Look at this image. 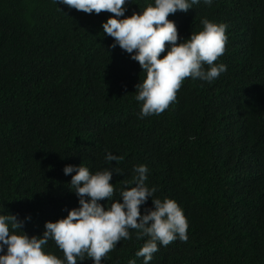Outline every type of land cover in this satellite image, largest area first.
<instances>
[{"label": "trees", "instance_id": "obj_1", "mask_svg": "<svg viewBox=\"0 0 264 264\" xmlns=\"http://www.w3.org/2000/svg\"><path fill=\"white\" fill-rule=\"evenodd\" d=\"M153 3L129 0L125 15ZM112 15L53 0H0V214L23 221L30 237L43 235L46 222L80 206L70 185L76 173L65 175L67 165L83 164L93 174L122 173H113V197L100 201L107 208L122 202L120 191L134 186V167L144 164L147 186L157 189L153 198L177 201L189 223L187 241L158 245L150 264H264V152L258 149L264 146V104L250 108L255 121L235 130L237 160L227 169L215 170L213 162L200 166L204 172L180 165L173 149L183 123L161 122L159 115L139 118L142 102L133 88L145 73L135 75L139 62L118 45L111 47L114 38L102 24ZM168 18L177 25L178 43L202 30L204 18L226 23V49L216 63L225 58L232 67L246 64L233 73H254L264 86V0H214L211 6L201 0ZM195 83L197 99L208 105L205 119L216 117L218 93ZM258 91L254 86L253 94L264 96L263 87ZM108 152L122 159L108 162ZM153 207L149 197L141 213ZM129 231L131 239L118 242L102 264H144L135 253L147 237L137 239V230ZM44 250L64 258L52 240ZM77 264L94 262L85 257Z\"/></svg>", "mask_w": 264, "mask_h": 264}, {"label": "clouds", "instance_id": "obj_2", "mask_svg": "<svg viewBox=\"0 0 264 264\" xmlns=\"http://www.w3.org/2000/svg\"><path fill=\"white\" fill-rule=\"evenodd\" d=\"M53 2L88 14L102 11L114 14L102 24L104 33L114 38L111 47L114 49L118 45L132 54V60L139 62L141 67L133 69L135 75L142 70L145 73L143 81L133 88L135 100L142 102L139 118L159 115L161 122L183 123L173 149L175 158L172 157L177 163L204 172L206 170L200 166L206 162H213L215 170H225L228 163L237 160L235 130L241 122L255 121L249 110L253 105L264 104V96L258 94V88L264 86L261 79L254 78V73L252 76L233 73L246 64L232 67L225 58L216 63L225 53L228 40L226 23L204 18L202 30L192 32L189 38L178 43V28L168 18L169 15L178 10L187 12L201 0H154L153 4L133 12L131 16L125 15L129 0ZM202 2L211 6L214 0ZM165 51L166 55L161 58ZM215 79L225 83L213 84ZM195 80L200 81L202 88H207L209 93H218L219 105L213 109L217 112L216 117L212 114L205 119L208 105L197 99ZM249 84L251 90L245 87ZM254 86L257 94H253ZM257 95L258 102L253 103ZM117 106L113 105L114 108ZM223 111L227 113L221 119L219 116ZM258 149L264 152V146ZM105 159L118 163L122 157L108 152ZM74 172L70 185L79 198L80 206L70 210L66 218L46 222L43 235L30 237L22 230L23 221H18L11 214H0V264H77L78 259L81 262L85 257L92 259L94 264H102V258L114 250L118 242L131 239L130 229L137 230V239L147 237L135 253L136 257L144 258V264H150L153 254L159 251L158 245L166 247L177 239L187 241L189 223L184 210L174 199L153 198L157 189L146 184L147 165L134 167L136 175L129 182L134 186L125 185L119 193L122 202L115 200L107 208L100 201L113 197L114 184L110 181L114 172L122 173L117 169H104L93 174L83 164L64 168L65 175ZM149 197H152L154 207L142 214L141 205ZM49 240L63 252V259L44 250ZM128 264H136V260L129 259Z\"/></svg>", "mask_w": 264, "mask_h": 264}]
</instances>
